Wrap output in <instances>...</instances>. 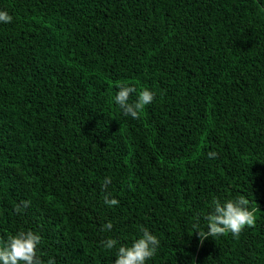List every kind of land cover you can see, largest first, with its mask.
<instances>
[{
    "label": "trees",
    "instance_id": "16d2710c",
    "mask_svg": "<svg viewBox=\"0 0 264 264\" xmlns=\"http://www.w3.org/2000/svg\"><path fill=\"white\" fill-rule=\"evenodd\" d=\"M0 11V240L32 230L45 264H113L144 227L160 242L146 264H264V0ZM119 83L155 93L139 118L115 104ZM240 195L254 226L201 242L213 198Z\"/></svg>",
    "mask_w": 264,
    "mask_h": 264
},
{
    "label": "clouds",
    "instance_id": "9594fccd",
    "mask_svg": "<svg viewBox=\"0 0 264 264\" xmlns=\"http://www.w3.org/2000/svg\"><path fill=\"white\" fill-rule=\"evenodd\" d=\"M12 17L6 11H0V22L10 23ZM118 91L115 95V104L120 107L123 114L132 118H139V114L146 105L152 103L155 93L147 88L140 90L134 86L119 83ZM137 93V99L129 102L130 96ZM217 153L209 152L210 159L215 158ZM111 184V178L105 177L102 187L106 188ZM111 193L104 197V203L109 207L119 204L115 198H110ZM249 200L240 195L235 199H227L221 202L217 198L212 200V211L204 219L207 221L206 229L196 230L201 242L206 238H213L231 233L233 237H238L243 229L252 227L255 224L256 207L249 208ZM31 202L22 200L15 207V211L20 213L22 210L30 207ZM111 222L103 225L102 230H111ZM198 229V224L193 225ZM142 236L134 240L131 246L121 245L118 248L116 258L113 264H146V261L153 257L159 246L157 237L149 232L147 228L141 227ZM42 237L32 230H20L13 235H9L6 240H0V264H45L43 259L38 255V245ZM116 239H106L101 241L106 250L116 247ZM47 264H55L54 258H49Z\"/></svg>",
    "mask_w": 264,
    "mask_h": 264
}]
</instances>
